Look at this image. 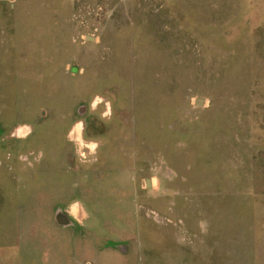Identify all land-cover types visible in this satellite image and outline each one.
<instances>
[{
    "label": "rangeland",
    "instance_id": "1",
    "mask_svg": "<svg viewBox=\"0 0 264 264\" xmlns=\"http://www.w3.org/2000/svg\"><path fill=\"white\" fill-rule=\"evenodd\" d=\"M89 262L264 264V0H0V264Z\"/></svg>",
    "mask_w": 264,
    "mask_h": 264
},
{
    "label": "clouds",
    "instance_id": "2",
    "mask_svg": "<svg viewBox=\"0 0 264 264\" xmlns=\"http://www.w3.org/2000/svg\"><path fill=\"white\" fill-rule=\"evenodd\" d=\"M103 101V98L99 95L95 96L91 101V107L96 108V106ZM105 103L106 110L101 113L102 117H106L110 115L111 112V106L109 101H103ZM206 103V102H205ZM84 127L83 121H77L70 131L68 132V138L70 140H73L75 143H77L81 148L87 147L90 152H94L97 148V143L95 142H85L84 139L81 138L82 136V128ZM32 131L31 127L28 124H22L19 125L11 134L18 138H25L27 137L30 132ZM80 157H85V153L83 151H79ZM155 184V181H153ZM79 201L73 202L70 207L69 211L70 214L77 218L79 220V217L77 216V212L79 210Z\"/></svg>",
    "mask_w": 264,
    "mask_h": 264
},
{
    "label": "crops",
    "instance_id": "3",
    "mask_svg": "<svg viewBox=\"0 0 264 264\" xmlns=\"http://www.w3.org/2000/svg\"><path fill=\"white\" fill-rule=\"evenodd\" d=\"M31 127V126H30ZM75 201H79V204H81L82 206H80L81 207V210H82V213H81V217H79V220L77 219V218H75V220H74V218H73V220L71 219L70 220V218H68V220H69V224H66V225H71L72 224V222L71 221H76V222H78V223H82L81 221H83V219H84V213L86 212L85 211V209H84V207H83V201L82 200H80V199H75V200H73V201H71V203L68 205L69 207H70V205L73 203V202H75ZM88 264H91L90 262L88 263Z\"/></svg>",
    "mask_w": 264,
    "mask_h": 264
},
{
    "label": "water",
    "instance_id": "4",
    "mask_svg": "<svg viewBox=\"0 0 264 264\" xmlns=\"http://www.w3.org/2000/svg\"><path fill=\"white\" fill-rule=\"evenodd\" d=\"M147 184L150 186L151 185V180L148 179L147 180ZM57 220L60 222V223H63V224H68V218L66 217H63L60 213L57 214Z\"/></svg>",
    "mask_w": 264,
    "mask_h": 264
},
{
    "label": "flooded vegetation",
    "instance_id": "5",
    "mask_svg": "<svg viewBox=\"0 0 264 264\" xmlns=\"http://www.w3.org/2000/svg\"><path fill=\"white\" fill-rule=\"evenodd\" d=\"M79 121H80V120H79ZM81 121H82V120H81ZM75 123H76V122H75ZM18 126H19V125H18ZM18 126H16L15 129H16ZM29 126H30V125H29ZM82 133H83V128H82Z\"/></svg>",
    "mask_w": 264,
    "mask_h": 264
},
{
    "label": "bare ground",
    "instance_id": "6",
    "mask_svg": "<svg viewBox=\"0 0 264 264\" xmlns=\"http://www.w3.org/2000/svg\"><path fill=\"white\" fill-rule=\"evenodd\" d=\"M81 121V120H80Z\"/></svg>",
    "mask_w": 264,
    "mask_h": 264
}]
</instances>
